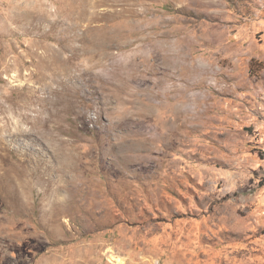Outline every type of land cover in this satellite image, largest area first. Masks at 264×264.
Masks as SVG:
<instances>
[{
    "label": "rangeland",
    "instance_id": "374dc122",
    "mask_svg": "<svg viewBox=\"0 0 264 264\" xmlns=\"http://www.w3.org/2000/svg\"><path fill=\"white\" fill-rule=\"evenodd\" d=\"M264 264V0H0V264Z\"/></svg>",
    "mask_w": 264,
    "mask_h": 264
},
{
    "label": "bare ground",
    "instance_id": "6f19581e",
    "mask_svg": "<svg viewBox=\"0 0 264 264\" xmlns=\"http://www.w3.org/2000/svg\"><path fill=\"white\" fill-rule=\"evenodd\" d=\"M106 254L110 262H112L113 264H125L126 263L124 257H121L119 254H117L114 248H108L106 251Z\"/></svg>",
    "mask_w": 264,
    "mask_h": 264
}]
</instances>
